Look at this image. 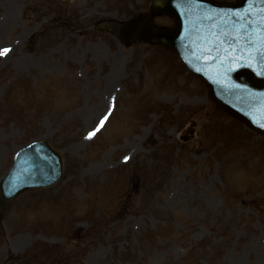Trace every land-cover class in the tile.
Wrapping results in <instances>:
<instances>
[{
    "label": "rangeland",
    "instance_id": "obj_1",
    "mask_svg": "<svg viewBox=\"0 0 264 264\" xmlns=\"http://www.w3.org/2000/svg\"><path fill=\"white\" fill-rule=\"evenodd\" d=\"M150 3L0 0V178L33 140L63 163L5 212L0 264H264V137L174 55L95 29Z\"/></svg>",
    "mask_w": 264,
    "mask_h": 264
},
{
    "label": "water",
    "instance_id": "obj_2",
    "mask_svg": "<svg viewBox=\"0 0 264 264\" xmlns=\"http://www.w3.org/2000/svg\"><path fill=\"white\" fill-rule=\"evenodd\" d=\"M168 2L169 0H157L153 12L170 13L167 9ZM111 29L127 45L134 39L140 38L171 47L173 46L172 40L175 38L174 35L170 36V33L154 30L150 25V16L148 15L140 16L135 21L124 26L112 25ZM243 63H250L248 61V52L243 55ZM262 65H264V59H260L256 65L257 72L261 69V73H263L264 70ZM247 69L233 76V79L238 82L234 83L231 89L237 93H231L228 88L222 87V89L218 90V98L223 101H225L226 98L230 100L231 107L236 106L240 109L239 111L241 114L243 113L242 115L245 118H252L255 125L264 131V74L259 73L261 79H257L252 74L254 72L252 66H248ZM242 73L247 74L248 81L239 78V75ZM247 97L249 99H247ZM219 99L214 98L218 106L226 109L231 115L245 121L233 109L222 103ZM235 100L237 105L232 102ZM42 166H47L49 168L55 166L54 155L46 147H40L38 144H34L23 150L18 155V159L15 161L14 167L5 181L6 185L2 190V195L0 192V207L4 208L13 199V196L21 191L27 188L42 186L43 184L32 174H36V172L39 173L37 168ZM42 172L43 171L40 170L41 175H43Z\"/></svg>",
    "mask_w": 264,
    "mask_h": 264
},
{
    "label": "bare ground",
    "instance_id": "obj_3",
    "mask_svg": "<svg viewBox=\"0 0 264 264\" xmlns=\"http://www.w3.org/2000/svg\"><path fill=\"white\" fill-rule=\"evenodd\" d=\"M109 88L107 89V92L105 94H108L111 91V89H109ZM106 106H107V104H106Z\"/></svg>",
    "mask_w": 264,
    "mask_h": 264
}]
</instances>
